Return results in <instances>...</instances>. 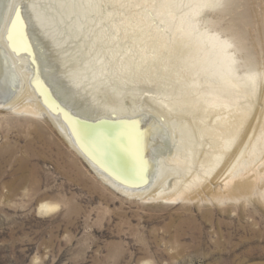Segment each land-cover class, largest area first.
I'll return each mask as SVG.
<instances>
[{
  "label": "rangeland",
  "instance_id": "rangeland-1",
  "mask_svg": "<svg viewBox=\"0 0 264 264\" xmlns=\"http://www.w3.org/2000/svg\"><path fill=\"white\" fill-rule=\"evenodd\" d=\"M6 6L0 47L18 85L0 103V264H264V0H8ZM249 6L251 16L237 17ZM153 31L164 35V46L145 43L143 35ZM201 33L226 41L238 76L255 74L256 85L235 105L208 102L218 75L168 54L166 45L187 34L208 45ZM236 106L247 111L239 135L261 117L255 144L246 140L233 155L240 139L223 147L231 136L222 121ZM48 110L76 129L131 114L156 118L167 139L155 182L171 197L129 195L109 184ZM90 145L101 155L99 139ZM194 172L201 178L184 192Z\"/></svg>",
  "mask_w": 264,
  "mask_h": 264
},
{
  "label": "bare ground",
  "instance_id": "bare-ground-1",
  "mask_svg": "<svg viewBox=\"0 0 264 264\" xmlns=\"http://www.w3.org/2000/svg\"><path fill=\"white\" fill-rule=\"evenodd\" d=\"M7 1L8 0H0V21H1L0 25L3 22L2 20H3V17L5 15L6 7H7L6 6ZM235 2H236V0H233L234 4H235ZM253 12H254L253 7L249 6V7H247L246 12H244L245 14L244 13H237V17H239L241 15L244 17H245V15L251 16L253 14ZM134 27H136V26H134ZM147 28H149V27H147ZM136 31L138 33V30H136ZM140 31H141V29H140ZM148 32H149V30H148ZM153 32H155V31H153ZM133 34H134V31H133ZM137 36H139V35L137 34ZM137 36H133V37H137ZM143 37L145 39H148L145 43L149 44L150 46L162 47L165 45L164 44L165 41H163L164 38L163 39L161 38V37H164V35L162 36L159 33L155 32L152 35H149V34L147 36L143 35ZM139 38L140 37H138V39ZM199 39L207 41L208 45H205V44L202 45L201 42H199V41L198 42L197 41H191V35L187 34V38H184V39H181L178 41L176 40V41L172 42L170 45H166V48L168 49V50L167 49L166 50L168 51V54L171 57H174L177 59H182V60L184 59L187 61L192 60L194 62V65H195V70L197 69V71L203 70L204 72L207 71V72H211L212 74L218 75V77L220 79V81H219L220 84H218L217 83L218 81H217L216 82L218 84L217 86H214V87L211 86L212 89L209 92L210 97L207 100L208 102L213 103L214 106L224 104V106H227V107L237 104L238 103L237 99L240 97H244V96L246 97L247 92L251 91L253 86L256 85V83L254 85L251 84V82H254V80H255V74L243 75V76H238L236 74L235 67H233L230 64V60L228 59V57L230 55L227 54V52L225 51V47L227 46L226 41H221L214 34H207V33H201L199 35ZM135 42H137V41H135ZM145 43H143V44H145ZM166 44H167V42H166ZM144 47H146V46H144ZM153 48H155V47H153ZM147 52H149V51H147ZM187 61H184V62H187ZM188 64L190 65V62ZM195 70L193 69V72ZM193 79H195V78H193ZM17 83H18L17 73L15 72V69L11 65V62L7 56V53L5 52V50L2 47H0V103L1 104H7L11 100V98H12L11 96L14 95V93L16 91V87L18 85ZM248 85L249 86L251 85L250 86L251 88L250 87L248 88L247 87ZM49 93H51V92H49ZM263 96H264V93H263ZM261 99H263V103H264V97ZM181 100H184V99H181ZM13 102L11 101V103H13ZM52 103H51V105H52ZM178 103H180V102H178ZM183 103H181V104H183ZM9 105H11V104H9ZM171 105L169 104V106H171ZM198 105H199V103H198ZM66 106H65V108H66ZM205 107H206V105H205ZM243 107L244 106H242V107L240 106V109L238 108L240 110L239 112H238V109H236L235 111L232 110L234 112H232V113L230 112V114L224 118V121H222L223 126L221 124L217 125V128L219 127V125H221L223 127L222 129H224V131L230 133V136H231V138L229 140H227L225 143H223V147H228L229 144L233 140H235V138H238V136H239L240 141L238 142L239 144L236 145L237 149L234 151L233 155H236L241 151L242 147L244 146L243 144L245 143L246 140L251 141L250 139L253 138V134H254L253 131H255V132L258 131V129L255 130V128H254V127H256V121L255 120L258 118L260 119L261 116L264 117V107H263V111L261 113L263 115L260 116L259 115L260 112L257 113L258 115L254 117L255 120L253 119L252 122H250L251 124L249 125L247 130H245L243 133H241V135H239L240 134L239 130H240L241 124L244 121H246L245 119L247 118L246 108L244 109ZM51 108H53V107H51ZM172 109H173V107H172ZM211 109H212V107H211ZM220 109H221V107H220ZM70 110H71V108H70ZM204 111H206V110H204ZM216 111H218V110H216ZM212 112L213 111H211V112L208 111V113L213 115ZM47 113L50 115V117H52L55 120V122H57V124L60 126V128L62 129V131L64 132V134L68 138V140L78 149V151L83 155V157L87 160V162L90 164V166L109 184H111L115 188H117V189H119V190H121L124 193L129 194V195H136V196H141V197L146 196V195H150V196L154 195L155 197L159 196V195H162V196L164 195L166 197H171V195L169 194L170 191H168V188L158 187V186H156V182H155L156 181L155 180L156 174H157V171L159 169V167L157 166L158 153H159L158 150H159V148L165 147V140L167 139V132H166L165 128L161 125L160 121L159 122L157 121L156 118H154L153 116L143 115L142 113L131 114L128 116H119V117L117 116V118L114 119L112 122L103 123L100 127H94V126L89 127L88 125H84V126H79V128L76 129L75 126H70L69 124H68V126H69L68 127L67 124L62 121L63 119L58 118L57 115L53 113V111L51 112L50 110H48ZM262 120H264V118ZM219 123H221L220 120H219ZM219 129H221V128L219 127ZM257 135H258L257 136V139H258L259 136H261V133H258ZM106 136H109V138L106 139ZM255 136H256V134H255ZM98 139H99V142L101 143V147H103V149L99 148L101 150V155L98 153V151L94 147V145L93 146L90 145L93 140H95V142H96V141H98ZM108 139H109V141H108ZM253 140H254V138L252 139V142H253ZM254 142H255V140H254ZM244 147H246V146H244ZM221 148H222V146H221ZM94 151L96 153H98L96 156H99V159H101V160L103 159L108 170L106 169V167H103L99 162L96 161V158H94V156L92 154ZM224 154H225V150L224 151L222 150L219 153L218 157L216 156L215 158H213L210 166L212 168H214L216 166L217 162L219 161V159ZM159 161H161V160H159ZM234 161H235V159H234ZM233 164H234V162H233ZM233 164L231 166H233ZM236 165L237 166L240 165V162L237 161ZM234 168H236V167H234ZM185 170H186V168H185ZM212 170L213 169H211V170L204 169V171L207 172L209 175L211 174ZM226 170L227 169H223L224 172ZM192 176H193V178H190L189 180L187 179L188 181H185V179H184V181H185L184 182V189H185L184 192H187L186 189L190 188L189 186L194 181V179L201 178V174L198 172L192 173ZM182 183H183V181H182ZM243 184H242V186H243ZM180 187L182 188V186H180ZM180 191L182 193H184L182 190H180Z\"/></svg>",
  "mask_w": 264,
  "mask_h": 264
},
{
  "label": "water",
  "instance_id": "water-1",
  "mask_svg": "<svg viewBox=\"0 0 264 264\" xmlns=\"http://www.w3.org/2000/svg\"><path fill=\"white\" fill-rule=\"evenodd\" d=\"M1 22V21H0Z\"/></svg>",
  "mask_w": 264,
  "mask_h": 264
}]
</instances>
